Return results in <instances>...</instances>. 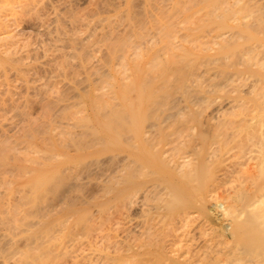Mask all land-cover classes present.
<instances>
[{"label":"bare ground","instance_id":"bare-ground-1","mask_svg":"<svg viewBox=\"0 0 264 264\" xmlns=\"http://www.w3.org/2000/svg\"><path fill=\"white\" fill-rule=\"evenodd\" d=\"M16 1L17 0H0V8H2V9L4 8L6 10H9V8H6V7L10 6L12 3L16 2ZM148 1L146 3L144 2L146 5L145 7L146 8L149 7L147 9L152 10L154 8L155 10H158L159 12L152 10L153 12H155L157 14L163 13L160 15H164L168 11V10L166 11V9H167L166 8V1L167 0H150L149 3H148ZM169 2L171 3V1H169ZM174 2L172 3L173 6L175 4ZM176 3H177V5L175 6L176 8H174V9L189 10V7L199 8V6H200L201 9H203V11H204V9L207 11V12L205 11L206 12V15H205V12L202 13V10L200 8L199 9H200V12L202 14H200L198 9H197V12L200 14L201 17L199 15H193V18L198 17V16L199 17L197 20L192 21V26H198V25L204 26V25H208V24H213L214 26H216L218 28V31H216V32H219V30L222 29V30H220L221 32L217 34V35L221 36L222 38L226 37V35H225L226 31L227 32L229 31V36L231 35L230 38H234V39L237 38V39H235V42H234V39H233V41L231 40L232 42H229L228 39L225 40V41H228L226 43H228L229 45L223 44L225 41H221L222 46L220 45V43H218V46H220L221 52L220 51L216 52L217 49L219 50V47L218 48L216 47V51L213 49L215 51V52L213 51V54L210 51H206L207 57H205V59L203 57L205 54L201 53L202 58L205 61V63L202 60L200 62V64L201 65L204 64V66H201V65L200 66L204 67L205 71H203L202 69H198V68L197 69L194 68V70H191V69H193V66L196 63V62L192 63V61L194 60V58H199V56H201V54H198V55L195 54V56H194L192 53L185 50L186 53H185V51H184V53L183 52L180 53V54H183V56L181 55L182 57L179 56V54H178V57L180 58V60L177 59V61H183L185 58H187L186 60L191 67L190 70L188 69L189 71L187 69H186L187 71L185 70L186 73L189 72L187 74H190L189 76L187 75L188 76L186 78L187 80L186 79L183 80L185 78L184 76H183L184 78L178 77V80L176 78L177 76L172 78V76H173L172 72L176 73V72H174L176 67L179 68V67L183 66L185 64L186 60L184 62H178V65H177L176 62L174 61V58H173L172 62H171L172 57H170V60H169V56L171 54L168 56L169 62H168L167 66H169V68L170 67L173 68V69L168 68L169 72H170L168 74L172 75V76L167 77V75H166L167 73L165 74L167 66L163 65L164 68L166 67V69H164L162 67V65H160V62H161V64L167 63V62H162V61L166 60L165 55L166 54L168 55V52L167 53L162 52V53H164V55H162L161 50L164 51L165 49L163 50L161 48V50H159L160 46H162L161 44L163 41H165V43H166L167 41L169 42L171 39H179V40L182 39V40H184V36L187 34V32H186L187 29L185 30V33H184L185 35L183 36V38H181L180 34H179L180 38H177V37H179V35L175 36V34H177V33H175V31L172 32L171 30L166 31L165 33H163L162 30H157V31H155V33L152 32L149 35L150 32L149 33L146 32V30H145L146 26L144 27V25L147 24L149 21L151 22V20L154 21V19L158 15L153 13L156 15V16L152 15V17L155 16L154 19H151L150 18L151 16H149V14L150 15L152 14L151 12L150 13L148 12L149 13L148 15L144 14L145 17L143 15H141L143 17H138L135 19H133V18L131 19L132 16L130 15L131 17L130 16L127 17V18L130 17V18L126 20V22L127 21L128 22L126 23V26H124L125 28H124L122 33L119 32V34H116V32L112 31V32H110V34L112 33L114 36L113 35H107V34H109V33H107L106 34L107 36L104 35L105 37H102L101 41L104 39L105 44H107V42L112 44V46H110V50H107L108 52H110V53H108V55L110 56V58L108 56V58H109L108 60H110V61H111L112 57H115V58H113L115 60H116V57L119 58V59L117 58L118 60H120V59L126 60V58L129 57V59H127V61H129V62L132 61V59L134 57L137 59L142 58V56L144 54L142 55V52H140V55H142V56H140L138 53L139 52L138 49H141L140 51H144L146 48H148L149 45H150L149 47H151V45L153 44L152 45L153 49L151 47V48L146 49V51H144V52H147V55H149V57H150L152 55L151 53H153V51L157 48L156 45L159 46L157 48L158 50L154 51V53H156L157 55L153 53L154 56L152 55L151 59H149L150 61L147 60L148 65L147 66H144L145 64L143 65L144 68L148 69V71L150 70L149 72L152 73V74L150 73L152 76L150 75L149 77H147L148 74L147 75L145 74L146 77H142L141 76L142 74H141V75H139L141 77L137 76V78L139 77L140 79L138 78V80H137L135 78V82H133V80H134L133 77L135 75L133 74L134 75L133 76L130 73H134V72H132L134 69L128 67L131 64V62H130V64L128 62V64H129L128 65V64H126L127 62L125 63V61L123 60L122 70L126 73H124L123 71L121 72L122 73L121 77L123 76V73H124V76L121 79L122 83H121V81H117V83H115V85L110 90H107L105 92V90L102 89L99 94H95L92 97L89 95V93H87L88 90L86 91V93L84 92L85 94H88V95H85L83 93V94H81V98H80V96L79 97L76 96L78 98V100L80 98V100L77 101L76 104H78L79 102L80 103L86 102L87 107L90 108L89 109L90 114H87V117L84 119V121H82V124L78 125V122L69 123V124H67L68 126L67 125L63 126V128L61 129L62 131H59V133H57V134L55 133L56 129L52 125V123H56L58 121H61L59 119L64 118V111L69 109L71 106L75 105V103H73V105L71 104L73 101L72 102L69 100L64 101V99H67V97L63 93H65L66 95H69V92H71V91H73V89H75L72 85H70V84H68L70 86L63 85L65 87L61 91V92H63L61 94L64 96L61 98L63 99L64 97H66L63 99L64 102H62V101L60 102L61 99H58V98L55 99V98H51V97H49L50 99L45 98V100H47L46 102L44 101V99L42 100V101H44L43 105H45V106H43L44 107L43 112L47 109L46 110L47 112L45 111V113L47 115V117H46L47 120H45L44 123H42L41 119L36 118V120H34L35 118H33V117H32L33 120L32 119L30 120L31 117H29V113H25V115L27 117H29V119L27 117H25L26 119H28V121H27L28 124H23L21 121H24V119H25L24 118L22 120V118L25 116V115H23L24 112H22L23 114L21 112H20V114L16 113V114H18L17 117L21 114L23 115V117L19 116L22 118H18L21 120L20 122L23 124V126L21 125V127H19L16 125L15 128H16L17 132L15 134L13 133V134L9 135V137H7V138H5L6 137L5 136L4 139L2 138L3 140L0 142V170H2V171L4 170L2 173H0V176H1L0 177V264H59V258L61 257V254L63 252L64 253L62 254V257L66 255L65 257L70 259L71 264H129L130 262H132L133 264H137L136 260L138 259L137 255H139L138 251L141 249L140 248V241L136 242V243H139L138 244L139 249L137 246H135V247H137L135 249H137L138 251L132 249L130 247V245H127V244H126L127 248H124L122 246V244L123 243L125 244V242L122 243L121 241L119 242L117 240V238L118 237L120 238V236H118V237L116 236L117 238H115V236H114V240H111V238H112V236H111L110 237L111 241L110 240L107 241L106 239H104V237L108 238L107 235L109 233L107 232V234L105 233V235H103L104 230L102 231L101 230L102 228L100 229L101 230V232H99L100 234H95L97 236H95L96 238L94 237L93 241L91 240V241L86 242L85 244L83 243L84 245L80 244L81 246H77L75 248H70L69 246H71V245L69 242H67V240L69 238L67 240H65V238L68 236L71 239V238H73L72 236L74 235L73 239L75 240L76 239L75 235L78 234L77 231L78 230L84 231L86 229V227H85V226H87L86 223L88 224L90 222V219L92 218L90 215H91V208L93 206H98V207L100 206V208L110 207L109 205H111L113 203L112 201L116 202L115 199L122 197V195L124 197L126 192H127L126 196H127V198H129V196H128L130 194V193L128 194L129 190L132 189L133 186L141 187V185H142V187H144L143 184H145L147 180H148V185L151 184V186H153L154 183L159 182L158 185H160V184L165 185L166 188H164L165 189L164 192H166L167 190L169 191V193H168L169 195H167V197L169 196L171 198L170 199L167 198V199H169V201H166L168 203L165 205L168 208L167 210H169V215L171 216V217H169V216L168 217L170 219H172L171 224L172 223L173 224L172 225L170 224L169 226L167 225L168 227L166 226L167 229L165 230V232L167 233V232H169V230H171V232H172V230H173V232H175L176 230H178L177 233H179L180 230L182 229V234L181 233L178 234L180 236L174 235L175 237L173 236L174 237L173 238V237H171L172 235H170V233H169V236H168V234L166 235V239H168L170 241L169 242L168 240H165L166 242L168 241V243H166V246L170 245V247L167 246L169 248V250L166 248L168 250V252H165L166 249L164 252H165V254L169 255L170 264H172V263L173 264H264V157L263 156L260 155V158L255 157L256 159L258 158V160H256L254 158L256 160L255 163H253L250 160L251 163L249 161V163H250L249 167L247 168V170L245 169V172H244V170L242 171L243 167L239 168L240 166H242V165H240V163L242 164V161L240 162V159H242V158H240L239 160L235 159L236 162H234V163L240 165L238 167H235V168L239 169L237 171V169L235 170V168H234L235 164L233 163L234 160L232 158L234 156H235L234 158H237L238 156L236 157V155L238 153H236V151H234L236 153V155H233V157H232L231 154L233 151H231V153L229 152L230 155L228 157H229V159H231L230 163H232V164H230L229 161H227V162L230 165L234 164L233 170L237 171V175H239L240 173L241 174L239 175L240 177H238L235 174L236 172L234 173L233 170H232V172L230 171L231 175L234 174L233 178L235 175L238 177V179H237V177L235 176L236 177L235 180H237V184L235 183L236 181H234V182L230 181V182H232V184L235 183L236 187L231 186V188H232L231 192L232 193H231V196H229V200L223 202L222 206H220L221 204H218L219 205L218 207H220L221 211H222L221 215L222 216L226 215V218H228L227 219V221H228L227 226L229 229V233H228V239L227 240H223V238H225L224 236H222L223 238H221L222 241H220L221 239L219 240L217 236H216L217 238L211 237L209 233L212 231L209 229L210 225H209V227H207L208 226L207 223H205V225H207L206 227L208 228L209 232L206 233V231H203L206 228L204 227V229H203V226H201V229L203 231L202 234L203 235L205 234V236L207 234V236H208V237L206 236L207 238H206V240H204V238H202L203 236L201 234H198L200 231H198V233H196L197 232L196 228L199 224V229H200V225H204L203 224L204 220H205V222L208 220L202 219L203 222L201 224L197 222L196 227H194V226L192 227V225L196 224L195 222L197 220H195V219H198V217L196 218L194 216L195 214L191 215V216H193V219L191 216H189L190 212L193 210L192 208H190L189 213L187 212L188 207H190L192 205L194 206V204H199L198 203L199 201H197V199H198V197L201 198V195H202L201 193L203 192L204 188L208 186L207 185L204 187V183L206 182L204 179H205L206 175L211 173L212 170L214 172V169L216 167L220 168L222 165H223V167H226L225 168L226 170L222 167L226 171V173L224 171V176L226 177L229 174V173H227V167L229 166V164H227V162L225 161V159L228 158V157H226L227 154H229L226 152L229 150H226V149H228V147H229L228 142L235 140V139H234V135L230 136L231 133H230V135L227 134L226 131L230 132L227 127H230V123H231V122H229L230 120H233V123H234L235 120L232 118H235V117L237 118L238 117L237 115L245 114L244 112L241 113L242 110H239L240 113L235 115V113H237V112H234V114H233V112L231 110H234L235 108L237 109V107L242 108V106H244L246 104L244 101H247L249 99L248 97H250L251 100L250 99L248 100V104H246V107L249 104H250V106H252L251 104L254 101L256 103L254 102L253 106L258 104V105H261L260 107H262L264 105V89H263L264 88L263 87V85H264V37H263L264 36V0H184V1L183 0H179V1L176 0ZM147 4H148V6H147ZM149 4L152 8H150ZM169 5H168L169 7H172L171 4H169ZM145 7H143V8H145ZM251 7H253L254 9ZM250 8L253 9V11L250 10ZM171 9H173V7ZM255 9H256V11H254ZM169 10H170V8H169ZM147 11H149V10H147ZM242 11L246 15L243 14ZM240 12L244 16L241 17V15H239ZM160 15L158 16L159 18L158 17L156 18L158 21L162 17V16L160 17ZM147 16H149L148 17L149 21H147L148 20L146 18ZM193 18L191 20H193ZM241 18L242 19L250 18V19L248 21L244 20V22H243ZM191 20H190V23H191ZM153 23H156V22H153ZM169 26L170 25H168V27ZM190 27L191 26H188V28H190ZM217 28H216V30H217ZM141 29H142V31L145 30L146 33L144 32L142 35ZM224 29L226 31H224ZM139 30H140V32H139ZM80 32H79V34H80ZM82 33H84V32H82ZM258 33H261L262 39L259 38L257 41L255 39L258 38V36H259ZM72 34L74 36L77 35V33L76 34L72 33ZM72 34L69 37L70 40L73 41L72 43H76V42L78 43V40L76 39V37L74 39V36L72 37ZM79 34H78V37H79ZM144 34H146V35H144ZM147 34L149 36H147ZM256 35H257V37H256ZM109 36H110V38H109ZM112 36H113V38H111ZM187 36L189 38V35H187ZM187 36H185V40L187 39L186 38ZM143 37H145V38H143ZM147 37H148V39H147ZM214 37H216V35ZM240 37H242V38L244 37L243 40ZM259 37H261V36H259ZM80 38H78V39L81 42L84 39V37H83V39L81 38L82 40H80ZM253 38L255 40L254 42L252 40ZM138 39H140V41ZM142 39H147V43L145 42V40L141 41ZM238 39H239V41L242 40L241 43L238 41ZM134 40H136V43H133V42H135ZM137 40H138V42H137ZM250 40H251V42H250ZM159 41L161 42V44ZM173 41H174V43H173ZM173 41H172V43L175 46L176 45L177 46L174 48L173 47L174 45L170 44V45H172L171 49L173 48L174 49V50L172 49L173 52L174 53L176 52L175 54L177 55V51H178V53L181 52V50L179 51V49H178V46H180V45L177 44L178 40L177 41L173 40ZM143 42L146 43L147 47L145 46V43H143ZM130 43L131 44L133 43L132 46L130 45L131 48H129ZM148 43H149V45H148ZM154 43H157V44H154ZM178 43H179V41H178ZM135 44H137V45L134 46ZM140 44H142L141 46H143V47L145 46L144 50H142L141 46H140V48H137ZM231 44H233V48H234V45L236 46V48H234V50L231 47ZM127 45H128V47H127ZM154 46H155V49H154ZM56 47H58V46H56ZM72 47H74V46H72ZM181 47L183 50L185 49V47H183V46H180V49H181ZM76 48H78L79 51H81L80 54L84 51L82 53L83 55L85 54V52L87 53L90 50L89 49L88 51H85L87 49L83 48L84 50L82 51V49L79 46H77V47L75 46V50H78ZM127 48L130 51L132 50V53H134V55L136 53L137 54L135 56H133V54H129L130 51H128L129 53H126L127 55L125 54L126 58L123 57L125 55L122 56V52H125L124 50H126ZM135 48L137 50L134 52L133 49H135ZM164 48H165V46H164ZM151 49H152V52H151ZM175 49H177V50L175 51ZM203 50L205 51L206 49H203ZM156 51L157 52L160 51L159 55H162V58L159 57V55ZM171 51H170V53H172ZM70 52L67 51V53H70ZM174 53H173V56H175ZM61 54H63L66 58L68 57L67 56L68 54L65 55V53L61 52L59 55L61 56ZM73 54H70L69 57L72 58ZM128 54L130 56H128ZM208 54H212V55H209L210 57H208ZM59 55H56L58 57V60H56V61H58V63H56V61H54L56 63V64H54V66L56 65L55 68L57 70L62 71V70H65L67 65L65 67L62 66L63 65L62 63H64V61H66V60H64L65 57H63V58L60 57L62 59L59 60ZM87 55H89V54L88 53L85 54V56H87ZM231 55L232 56L234 55L235 59L231 64H229L230 61L227 59H229V56H231ZM137 56H139V57H137ZM163 56H164V58H163ZM57 57H54L52 60L57 59ZM120 57H122V58H120ZM130 57H131V59H130ZM149 57L146 56V58H149ZM183 57H184V59L182 60ZM192 57H193V59H192ZM156 58H157V60H156ZM143 59H145V58H143ZM143 59H141V61ZM62 60H64V61H62ZM141 61L139 59L137 62H139L140 64H143L144 62H141ZM158 61H159V63H158ZM199 61H200V59H199ZM199 61H198V63H196V65L199 64ZM60 62H61V65H60ZM67 62L68 61H66L65 63L71 65V68L74 66L71 63H67ZM170 62L172 63V65H173V62L176 65L172 66ZM227 62H228V64H226ZM124 63H125V65H124ZM139 63L137 65H139ZM145 63H146V60H145ZM181 63L182 64L184 63V64L182 65ZM110 64L111 63H108V64L106 63V65L103 64L104 65L103 67L105 68V66H106L105 69L107 70V66H109V70H110V69H112V67H110ZM179 64H180V66H179ZM57 65H59L60 67L62 66L61 67L62 69H59V66L57 67ZM98 65H100V64L98 63ZM137 65L135 67H133L134 65H130V66L135 68L136 73H140L141 70L138 69L139 66H137ZM158 65L164 69V73L162 72L163 74H161L159 72V76L157 77L156 74L154 75V72L156 71V73H158V71L162 70V69L160 70L158 68ZM208 65L210 67H208ZM226 65H228V66H226ZM101 66H98L97 67L98 69L96 68V66L94 67V70H92L93 68L91 69L92 70V73H91L92 76L95 75L94 73L96 71L98 74L96 73L97 76H94V77H99V78H93L92 79L91 78L92 76L90 74V76H87V77H90L89 78L90 80L88 78H86V79H88L89 81L92 80L93 81L92 83H95L97 80L104 78L105 75L108 76L109 75L108 71H106ZM143 66L141 67V65H140L139 68H143ZM184 66H186V68L188 67L186 64ZM253 66H256L258 68H256L254 70ZM136 67H137V69H136ZM206 67H208V69ZM95 68H96V70H95ZM87 69H88V67L86 66V70ZM157 69H159V70H157ZM168 69H167V71H168ZM181 69H183V67H181ZM181 69L177 70V72L178 73H180L181 71L183 72L184 69L183 70H181ZM195 69H196V71L198 70L197 71L198 74H196L197 72H194ZM104 70L107 73L106 72L104 73ZM201 70L203 71L202 74H201V72H202ZM231 70H233V71H231ZM93 71H94V73H93ZM142 71H144V70L142 69ZM199 71H201V72L199 73ZM103 73H104V76H103ZM178 73H177V75H178ZM245 74H246V76H245ZM98 75H102V77L98 76ZM145 75H143V76H145ZM180 75H182V74L180 73ZM184 75H186L185 72H184ZM165 76L167 77V79H165L166 78ZM161 77L162 78L165 77L164 78L165 80L164 79L162 80ZM132 78H133V80L131 81ZM214 78H217V79L215 80ZM242 78H244L245 80L244 79L242 80ZM251 78H253V79H251ZM86 79L81 80V81L83 82V85L87 84L85 86V88L89 89V88H87L88 87V83H87L88 81ZM168 79L170 82L168 81ZM78 80L79 79L74 80V82L75 81L81 82L80 80L79 81ZM206 80H208V82ZM130 81L133 82V84L131 83L132 87L130 86L131 85ZM76 85H74V86H76ZM116 85H118V87L121 85V87H122L121 94H117L118 90L116 89L117 88ZM66 87H68V88L72 87L71 88L72 90L68 89ZM198 87H200V89ZM80 88H84V87L82 86ZM225 88H228V90H226L227 92H225ZM115 89H116L117 93L115 92ZM80 90H85V89H80ZM222 91H224L223 92L224 94L222 93ZM219 93L221 95L217 96ZM222 94L224 95L222 97L223 100L221 98H220V101H219V99L217 100V98L221 97ZM242 94H244V96ZM245 96H248V97H246L247 99L245 98ZM242 97H243V99H242ZM244 98H245V100H244ZM249 101H251V102H249ZM199 102L203 103V104L206 103L207 105L214 103L212 105L213 106L216 105V107H214V109H211V113L209 112L210 113L209 115H208V113L206 114V117L208 116L207 119L205 117L206 121H208V118L210 117L208 122L210 123V121L213 120L215 123H212L213 122L212 121L211 124H213V125L215 124L214 126H217V124H218L220 127V125L223 123L221 128H224L223 126L226 125L225 128L227 130L224 129V130H226L225 132H222L224 130H222V131L220 130L221 131V133H220L221 137L218 136L219 134L218 135L216 134V136L219 137V140H217L216 142L219 143V141H220V143L219 144L215 143L216 145L213 144V147L215 145L217 147L216 149H218L219 152L215 151L216 149L215 150L210 149L214 153L209 150V153H211L209 155L214 154V156H215V152H216V153H219L220 155H222V156L219 155L221 157V159H222V157L223 158L226 157L222 161H225V163H226L225 165H227V166H224V164H222L220 166V164L222 162L220 159H218L220 157H218L217 154L215 157L216 158L218 157L217 161L219 160L220 164L218 163L219 161L215 162V158H211L212 156L210 158L213 159V161L215 162V165H216V163H218L219 166H218V164H217V166L212 164L213 163V161H212V163L210 162V165H209V168H211V169H209L207 166L208 171L205 170L206 167H204V166L207 165L206 163H209V161H211L210 159H206L205 162L206 161H208V162L204 163L203 158H202L203 161L202 160L200 161L199 159H201V157L198 156L199 157L198 162L194 161L193 165H194V163L199 164L200 162H201V164L196 165V167H194V166L191 167L190 165L188 166L185 163V160L188 157V155H189L188 158H190L191 156H190V154L187 153L188 155L186 157V154H185L186 149L184 150L185 146H182V145H184V143L186 142V139H188V138H187V136H184V137H182V136L184 134H186L185 133L186 131H187L186 135H189L190 132H188L189 130L187 127H189V129H191L194 125L192 127H191V125H188L186 127L187 130L184 129L185 131L182 130L181 127H180V130H178V131L173 130V129H175L176 125H177L176 128L178 127V129H179L180 125L178 126V124L182 125V122H184L185 120L187 121V119L193 120V123H195V127L192 128V132H193V130L195 132L194 133L191 132V133L193 135L195 134L196 137H198L200 139V141L202 140L203 142H208L207 140H210V139H209V137H207V134L208 135L210 134V136H212L213 139L217 138L216 136L214 137V135H211V133H208L209 129L208 130L206 129L207 133L204 132L202 130L204 128H201L203 124L201 126L199 125V124H201L200 123L201 117L203 120L205 113H204V116H202V115L199 116V115L205 111L202 110L203 112L201 111L199 115H197L198 112H192L193 111L192 106L196 105V103H199ZM243 102H244V104H243ZM241 104H243V105H241ZM213 106H211V107H213ZM256 107L259 108L258 106H256ZM256 107L254 106V108H256ZM191 109H192V111H190ZM208 109H209V107H208ZM208 109H206V110H208ZM228 109H229V112H231L232 115H234L235 117H231V115H230L231 113L228 114L230 118H227V120H226L227 123H226L224 121V118L222 119V116L227 115V113L225 114V112H228L227 111ZM244 109H246V108H243V110ZM261 109L254 111V112H258V111L260 112L261 111L260 112L261 114L264 113V111L262 112V110L264 108L262 110ZM185 110H187V111L189 110L188 113H187V111L185 113ZM252 110H253V107H252L251 111ZM245 111L247 112V110H245ZM43 112H42V114H40L41 116H43ZM254 112H252V114H253L252 116H254L256 114ZM248 114H250V113L248 112ZM41 116H39L38 118H41ZM247 116H249V115H247ZM260 116H257V117H260ZM245 117H246V115H245ZM249 117H251V116H249ZM261 117H263V116H261ZM261 117H260V119H261ZM251 119H253V118H251ZM186 121H185V123H187ZM238 121L235 122L236 125H237ZM175 122L176 123L178 122V124H175ZM224 122H225V124H224ZM262 122H263V118H262L261 122L259 123V125ZM60 123L62 125L65 124L64 122L63 123L60 122ZM190 123H192V122H190ZM245 123L247 124L246 121H245ZM245 123H244V126H245ZM18 124H19V120H18ZM166 124H170V125H168V127H170L169 133L165 132L166 129H168V127H166V128L164 127V126H167ZM172 124L173 125L175 124V126L172 127L171 126ZM248 124H249V122H248ZM248 124H247V127H248ZM24 125H26V126H24ZM51 125H52V128L54 129L53 130L54 133L52 134V135H54V137L49 136L48 141L51 142L50 140H52V143H56L57 145L55 144V146L59 147L60 150L62 149L61 150L62 152L65 151L66 149H68L69 147H72V149L75 152L80 154L81 151L83 153L85 150L89 151L92 148L103 147L104 150L99 152L97 155L102 153L101 155L104 154V156L103 157L98 156L97 158L91 160L90 162L83 163L82 169H81V167H80L81 170L79 169V171H81L80 172L81 174L80 173L74 174L75 171L78 172V170H75V169H74L75 171L73 170L74 172L72 170L70 171V172H73L72 173L73 175H71V176H69L71 173L70 174L67 173V175H66V173H57L58 175L55 174V176H57L54 179L56 181V184L54 185V187L49 185L52 188V192L49 195V193H50L49 189L51 191V188L49 186H47L48 178H46L44 176V174H43L44 171L42 172V170L41 171L38 170L37 169L38 167L31 166V165L25 166L24 164L17 162V160H18V158H17L18 153L17 152L19 149H23L25 147H29V149L30 148L32 149L31 146L34 145V143H33L34 140H36L37 137L40 135H44V137H45V134H49L48 132L52 130ZM227 125H229V126H227ZM259 125L257 126L258 128H260ZM234 126H235V124H234ZM238 126L239 125H237V127ZM211 127H212V125H211ZM251 127L253 128L254 125ZM251 127H249V130L251 129ZM263 127H264V124H263ZM214 128L216 129V132H219V131H217L218 127H214ZM234 128H235V132H233L232 134L235 133L236 137H237L238 136L237 134L240 133V131H238L240 129V127L238 128V130L236 129V127H234ZM171 129L173 130L172 132L170 131ZM231 129L232 128H230V130ZM255 129L256 128L254 127L253 130H255ZM246 130H247V128H246ZM180 131H183L184 133L181 132L182 135L180 133L178 134V132H180ZM251 131H252V129H251ZM262 131H264V130H262ZM216 132L214 130V133H216ZM231 132H232V130H231ZM236 132H238V133H236ZM51 133L52 132H50V134ZM224 133H226L227 136L229 135L228 136L229 138L228 137L226 138V136L224 137V135H222ZM250 133H252V132H250ZM257 133H258V131H257ZM260 133H262V132L260 131ZM260 133H259V135H260ZM58 134H59L58 139H55L56 136H58ZM192 134H190V135L193 138H195V135L193 136ZM240 134H242V133H240ZM251 135L254 137L255 133H254V135L253 134H251ZM259 135L257 134V137ZM178 136L181 137V139H183V140L185 138V142L183 140L179 141V139L177 138ZM240 136L241 135H239V137ZM243 136H245V135H243ZM262 136H260V138L258 137V141H259V139H261ZM12 137H17V138L11 140ZM246 137H243V138H246ZM46 138H44V139H46ZM206 138H208V139H206ZM225 138H226V142H227V140H228V142L227 143L225 142V145H224ZM263 138H264V136H263ZM175 139H177V141H179L180 143H183V144L178 143V144H180V146L178 144L176 145L174 143V141H176ZM220 139H222L224 141H222ZM236 139L239 140V138H236ZM55 140L56 141L58 140V141L55 142ZM192 140H194V139H192ZM196 141H199V140L196 139ZM221 141L223 142V145H222ZM241 141L242 140H239L238 143L239 142L241 143ZM243 141H244V139H243ZM263 141L260 140V142H263ZM194 142H195V140H194ZM209 142H211V141H209ZM232 142H234V141H232ZM245 142L247 143V141H245ZM173 143L176 145V148L177 147L180 148L181 146L184 147L182 149L183 152L181 153V148L180 149L177 148L176 152L178 150H180V151L175 153V151H173L175 148ZM195 143H197V142H195ZM195 143H192V144H195ZM171 144H173V145L171 146ZM187 144H188V142H186V145ZM200 144H201V142H200ZM205 144L207 146V143H205ZM205 144H204V146H205ZM226 144H228V145H226ZM249 144H250V142H249ZM195 145L193 147L198 148L197 144H195ZM209 145H210V143L208 144V146ZM211 145H212V143H211ZM217 145H221L223 148H224V146H228V147L224 148L226 150V152L223 151L226 154H221L223 152L219 150V147ZM231 145L235 146L233 143ZM242 145H243V143H242ZM247 145H248V143H247ZM34 146L37 147L36 144ZM51 146L54 148V146L52 144H51ZM166 146L167 147L169 146V148H165L166 149L165 150L164 147H166ZM200 146H201V148H198L200 150H197L195 148L197 151H199L198 152L199 155H200L201 149L204 151L205 148H206V151H204V152L208 153L207 152V150L209 149L208 147L205 146V148H203V144ZM240 146L241 145H239V147L237 146L236 148L242 149L241 153H243L244 147H240ZM250 146H252V145H250ZM253 146H255V145H253ZM253 146H252V148H253ZM41 147H38V148L34 147V148H35V150H38V151L42 150L41 152L43 154L47 153L46 154V156H48L47 159L48 158L49 159L56 158V156L59 153V152H57V153L56 152H49L47 150V148H44V147L41 148ZM213 147H210V148H213ZM187 148L189 149V147H187ZM55 149H57V148H54V150ZM167 149H169V150H167ZM220 149H222V148L220 147ZM231 149H235V148H231ZM240 149H239V152H240ZM245 149H246V146H245ZM251 150H253V149H251ZM88 151H85V152H88ZM170 151H173V153L176 154V155L173 154V156L177 157V154H178L179 160L176 162L177 163L180 162V164L177 165L175 160L174 161L172 160L173 161V162H171V164L173 163L172 166L173 165H176V166L170 167L171 164H169V162H168V161H170V159H168L169 156L166 157L167 155H169ZM189 151H191V150L189 149L188 152ZM195 151H194V153L196 155H198L197 151L196 152ZM191 152H193V150ZM254 152H255V150H254ZM241 153H239V155H241ZM165 154H166V156H165ZM170 154L172 155V153H170ZM183 154H185V156H182ZM247 154H248V156L250 155L249 150H248ZM261 154H263V153H261ZM59 155H60V153H59ZM196 155H194V156L196 157ZM205 155H207V154H205ZM209 155H207L208 157L207 156L206 157L209 158ZM255 155H257V154H255ZM255 155H253V157ZM242 156L243 155H241V157ZM251 157H252V153H251ZM251 157H249V158L246 157V158L248 160V159H251ZM167 159H168V161H167ZM191 159H187L186 161L189 163H192ZM192 160H194V159H192ZM196 160H197V158H196ZM238 161H239V163H238ZM167 162H168L169 166L167 165ZM185 164H186V166H185ZM202 164H205V165L203 166ZM211 165L215 166V167H213L214 169L212 168ZM148 166L152 167L154 170L150 167H149L150 168L149 169ZM183 166H185L186 169H184L185 167H183ZM187 166L190 168H188ZM82 172L84 174L86 172L87 175H91V176H88L89 178L95 176L97 179L98 178L101 179V177H102L101 180L98 179L99 180L98 182H100V183L95 181V182H97L96 185H94L96 188V190L94 191L95 194H92L91 196H89V194H86V192H85L87 187H86V183L83 179L87 178V177L85 176L86 174L84 175ZM147 172L150 173L151 175L145 174ZM206 172H209V173L207 174ZM5 173H6V176L8 175V173H10L11 176L6 177ZM29 173H31V176L25 177ZM32 173L33 174L37 173L38 175L36 176V175H33ZM222 173L219 172V174H222ZM92 174H94V175H92ZM81 175L84 178H82ZM217 175H218V172H217ZM231 175H229V176H231ZM32 176H35V177H32ZM221 176H219V177H221ZM95 177H93V179ZM208 177L210 178V176H208ZM150 178L154 181V183H151V182H153V181H151L149 184ZM215 178H217V177H215ZM227 178L230 179V177H228V176L226 177V180L229 183L228 185H226V187L230 186V182ZM212 180L213 179L210 178V181H208V182L213 184ZM216 181L217 180H215V184H217ZM208 182H206L205 184H207ZM226 182L224 180V183H226ZM219 183L221 184V182L218 181L217 185H219ZM155 185L157 187V184H155ZM222 185H224V184L222 183ZM151 186H147V187L151 188ZM210 186H212V185H210ZM213 186L215 187L214 184H213ZM156 187H154V188H156ZM161 187L163 188L162 185L159 188L161 189ZM217 187H218L217 189H219V187H220V191L222 190L221 188H223V186L221 187V185H219ZM233 187H234V189H233ZM148 188H147V191H148ZM207 188L210 189L209 186ZM231 188H229V189H231ZM134 189H135V187H133L132 190H134ZM145 189L143 190V192H145L146 194L142 193L143 194L142 197H144V195H145V197L147 198V196H150V194L149 193L147 194V191H145ZM211 189H212L211 191L208 190L209 192L207 191V189L205 191H207L210 195L212 193V191L214 190L215 193L213 192L212 196L216 197L217 196L216 192L218 190L213 189V187ZM229 189L227 188V190H229ZM137 190L138 191H136V194L141 189L138 188ZM151 190L153 191V188H151ZM131 192H132V194L134 193L133 195H135V192H133V191H131ZM148 192H150V190ZM167 192H166V194H167ZM150 193H152V192H150ZM208 193H207V195H208ZM132 194H131V198L134 199L133 198L134 196H132ZM154 194H155V192H154ZM209 195H208V197L205 196V198H207L206 202H208L207 200L209 198ZM212 196L210 195V197H212ZM155 197H156V195H155ZM215 197H213V202H216V201H214ZM218 197H220V195ZM225 197H228V196H225ZM200 198H199V200H200ZM120 199H122V198H120ZM138 199H140V198H138ZM147 199L149 201V197ZM155 199H157V198H155ZM144 200L146 202H148L146 199H144ZM202 200H201V202H202ZM134 201H136V199ZM134 201H133V203H135ZM218 201L221 202L220 200H217V202ZM136 203H137V201H136ZM145 205L146 204H144V207H145ZM119 206L120 205H118V207ZM129 206H131V204ZM215 206H217V204ZM202 207H204V206H202ZM202 207H200V208H202ZM207 207L208 208L205 207V209L202 208L203 211L204 210L208 211L209 206H207ZM105 208L102 209L103 212L105 211ZM141 208H142V206H141ZM106 210H108V209H106ZM164 211H165V209H164ZM188 211H189V209H188ZM209 211H210V209H209ZM109 212H110V210H109ZM196 212H198V211H196ZM223 212H224V214H223ZM122 213H123V215H122ZM124 213L125 212L123 211V212H121L122 216L119 215V217H118L119 221H120V219L121 220L125 219L126 215ZM164 214L168 215V213H164ZM191 214H192V212H191ZM217 214H218V212H217ZM174 215L178 216L177 220L179 222H176L177 221L175 219V218H177L176 216L174 218L176 224H175V222H173ZM123 216H124V218H123ZM89 217H91V218H89ZM126 217L127 218L124 221L127 222V226L133 225L134 220L129 218L128 216H126ZM166 217L167 216H165V219H166ZM106 218H108V216ZM109 218H111V217L109 216ZM150 218L151 217L149 216V219ZM87 219H89L88 222H86ZM190 219L194 224L193 223L191 224ZM194 220H195V222H194ZM119 221L116 223L117 224L123 223L122 221L121 222H119ZM67 222L68 223L70 222L72 225L70 223L68 224ZM101 222L104 223V219ZM125 222L123 224H126ZM145 222H147L149 224L150 228L153 226V225L152 226L150 225V222L152 223V218H151L150 222H148V221H145ZM177 223H178V225H177ZM66 224H68L67 225L68 228H67ZM225 224H226V222H225ZM73 225H76L75 228L78 226L77 227L78 230H77V228L75 229L77 231H73L74 230V229H72ZM179 225H180V227H177ZM62 226H64V227H62ZM123 226H125V225H123ZM147 226H148L147 224H144V227H147ZM149 226L147 227L148 229H149ZM170 226H173L172 227L173 229H170L171 228ZM212 226H213V224H212ZM215 226H218V225L213 226L216 229ZM69 227L71 228L72 231L71 230L70 231H71V233H73V235H69ZM80 227H81V229H80ZM82 227H84V229ZM144 227H142V229ZM174 227H175V230H174ZM213 227H210V228L212 229ZM62 228L68 229L67 231H65V230L62 231L65 233L64 237H61V239L64 238L63 240H65V242L62 240L64 245L62 242L60 243L61 240L58 237L59 236L58 234L60 233L59 230L60 229L62 230ZM153 228H154V226H153ZM176 228H179V229H176ZM87 229H88V227H87ZM124 229H126V228H123V233L125 234L126 231ZM148 229L147 230H145V228L143 229L145 231V234L149 233V231H152L155 233V231H154L155 228L152 230L149 229V231H148ZM98 230H99V228H98ZM127 230H128V228H127ZM197 230H198V228H197ZM224 230L226 231L225 228H224ZM224 230H221V231L224 232ZM131 231H127V232L131 233ZM194 231H196L195 233L197 235H199V236H196L198 239V240L197 239L195 240L196 242L194 241V239H195L194 237L196 235L194 233ZM95 233H97V232H95ZM117 233H119V232L117 231ZM130 233H128V234L126 233V234L132 238ZM217 233H218V231L214 233V236ZM66 234H68V235H66ZM143 234H141V235H143ZM145 234H144V238L145 237H147V239L156 238V237H150V236H148V234L147 235H145ZM62 235H63V233H62ZM125 235H123V236L126 238ZM150 235L151 236H158V235H154V234H150ZM200 235L202 238L201 240H200ZM212 236H213V234H212ZM124 237H122L121 239H123ZM77 238H78V235H77ZM169 238H173V239L170 240ZM156 239H158V238H156ZM105 240L108 242V243H105L107 245H105V247L99 246L100 244L104 243ZM128 240L126 238L125 241H128ZM149 240H148V243H149L148 247L149 248H152V247H154L153 245H156V243H154L155 241L157 242V245H158L157 240H155L154 242H149ZM199 240L201 241L200 245H198ZM145 241L146 240H143L142 242H145ZM142 242H141V245H142L141 247H143V244H144V243L142 244ZM65 243H66V245H65ZM72 243H74V242H72ZM126 243H128V242H126ZM130 243H131V245L133 244V242H130ZM146 243H147V241H146ZM150 243H153V245L151 246ZM145 245H144V247L149 251V249L147 247L148 244H145ZM163 245H165V244H163ZM163 245L159 249H158V247L160 245H158V247H154V250L148 252V253H150V255H152V258H151V256L149 258L151 260L149 264H166L169 262V261L165 262L166 259H164V258H163L164 260L162 259L164 253L162 252L161 248L163 249L165 247ZM67 246L69 248H67ZM132 247L134 248V244L132 245ZM144 247H143V250L145 249ZM143 250L141 249V251H143ZM141 253H143V252H141ZM143 254H144V256L147 255V253H143ZM143 254H141L142 256L140 255L139 258L145 259ZM134 256L136 259L133 261L132 259ZM138 260H140V259H138ZM141 261H143V260H140V263L143 264ZM144 261L147 262L146 259Z\"/></svg>","mask_w":264,"mask_h":264},{"label":"rangeland","instance_id":"rangeland-1","mask_svg":"<svg viewBox=\"0 0 264 264\" xmlns=\"http://www.w3.org/2000/svg\"><path fill=\"white\" fill-rule=\"evenodd\" d=\"M148 0H17L16 2H14V3H12L10 6H7L6 8H9V10H6V9H2V8H0V142L4 139V137L5 138H7V137H9V135H11V134H15L16 132H17V130H16V128H15V126L17 125V126H19V127H21V125L23 126V124H28V119H29V117H31L30 118V120L32 119L33 120V118H35L34 120H36V118L37 119H41L42 120V123H44V121L45 120H47L46 119V117H47V115H46V113H45V111L47 110H45L44 112H43V106H45V105H43V102L45 101H47V100H45V98H49V97H51V98H58V99H61L60 100V102L62 101V102H64V101H66V100H69V101H73L71 104L73 105V103H75V105H73V106H71L69 109H67L66 111H64V118L63 119H59V120H61V121H58V122H56V123H52V125L55 127V129H56V134L57 133H59V131H62L61 129L63 128V126H65V125H67V124H69V123H74V122H78V125H80V124H82V121H84V119L87 117V114H90V111H89V109L90 108H88L87 107V103L85 102V103H83V102H79L78 104H76L77 103V101H79L80 100V98H81V94H83L84 92L86 93V91H87V93H89V95L92 97L93 95H95V94H99L100 93V91L103 89V90H105V92L107 91V90H110L114 85H115V83H117V81H121V79H122V77L124 76V73H126V72H124L123 70H122V67H123V65H122V63H123V60L125 61V63L126 64H128V62L129 61H127V59H129V57L128 56H130L129 54H133V56H135L134 55V53H132V50L130 51L128 48L126 49V50H124L125 52H122V56L123 55H125L126 53H129L128 51H130V53L128 54V58H126V55L125 56H123V57H125L126 58V60L125 59H120V60H118L119 58L118 57H116V60L115 59H113V58H115V57H112L111 58V61L110 60H108L109 58H110V56L108 55V53H110V52H108L107 50H110V46H112V44L111 43H108L107 42V44H105V41H104V39L101 41V39H102V37H105L104 35H106L107 33H109V34H107V35H113L112 33L110 34V32H116V34H119V32L120 33H122L123 32V30H124V26H126V23L128 22H126V20L127 19H129L131 16V19L133 18V19H135V18H138V17H145V15L147 14H149L150 12L152 13L151 15L149 14V16H151L150 18L151 19H154V17L156 16V15H160V14H163V13H160V14H157V13H155V12H153L152 10H155L154 8L151 10V9H147V8H149V7H145L146 5H145V3L147 2ZM169 1H171V3L169 2ZM167 0L166 1V13L164 14V15H160V20L158 21L156 18L158 17V16H156V18L154 19V21L153 20H151V22L149 21V16H147L146 18L148 19L147 21H149L147 24H145L144 25V27L146 26V28H145V30H146V32L147 33H149V35L152 33V32H154L155 33V31H157V30H162L163 31V33H165L166 31H168V30H171L172 32L173 31H175V33H177V34H175V36L176 35H181V38H183V36L185 35L184 33H185V30L187 29V34L185 35V36H187V35H189V38H188V36L186 37L187 39L185 40V36H184V40H182V39H171L172 41L173 40H178L179 41V43H178V41H177V44H179L180 46H183V47H185V49L183 50L182 49V47H181V49H180V46H178V49H179V51L181 50V52H179L178 53V51H177V55L173 52V50L171 49V46L172 45H170V44H173L174 43V41H173V43H172V41L170 42H166L165 43V41H163L162 42V44H161V42H160V44L163 46H160V49L159 50H161V48L164 50V51H162L161 50V53L162 52H168V55L166 54L165 56V59L166 60H163L162 62H167V63H165V64H161V62H160V65H162V67H163V65L164 66H167L168 65V62H169V60H170V57H172L171 59V62L173 61V58H174V61L176 62V64L178 65V62H184L187 58H185L184 59V57L182 58V60L183 61H177V59H179L180 60V58L178 57V54H179V56H183V54H180V53H184V51L185 50H187L188 52H190V53H192L194 56H195V54H201V53H204L205 55L207 54V52L206 51H210L212 54H213V51L215 50L216 51V47L218 48L219 47V50L217 49V51L216 52H218V51H220L221 49H220V46H218V43H220V45L222 44V42L221 41H225V40H227L228 39V41L229 42H232L233 41V39L234 38H230L231 37V35L229 36V31L227 32L225 29H224V31H226V37L225 38H222L221 36H219V35H217L218 33H220L221 31L220 30H222V29H220L219 30V32H216V31H218V28L216 27V26H214L213 24H208V25H204V26H200V25H198V26H192V21H195V20H197L198 19V17L200 16V14H202L203 12H205L206 10L204 9V11H203V9H201V7L199 6V8L202 10V13L200 12V9L199 8H195V7H189V10H182V9H174V8H176L175 6L177 5V3H176V0ZM175 1V2H174ZM177 1H179V0H177ZM184 1V0H183ZM145 2V3H144ZM150 2V0L148 1V3ZM175 3L174 4V6L172 5V3ZM168 3V4H167ZM169 4H171L172 5V7H173V9H171L172 7H169L170 5ZM169 5V6H168ZM147 6H148V4H147ZM149 6H150V4H149ZM168 6V7H167ZM143 7H145V8H143ZM150 8H152L151 6H150ZM169 8H170V10H169ZM191 8V9H190ZM251 8H253V7H251ZM250 8V10H252L253 11V9H251ZM197 9H198V11H199V13L197 12ZM147 10H149V11H147ZM151 10V11H150ZM249 10V9H248ZM249 10V11H250ZM147 11V12H146ZM155 11H158V10H155ZM245 11V10H244ZM247 11V10H246ZM251 11V12H252ZM254 11H256V9L254 10ZM145 12V13H144ZM149 12V13H148ZM159 12V11H158ZM161 12V11H160ZM163 12V11H162ZM165 12V11H164ZM207 12V11H206ZM206 12H205V15H206ZM153 13H155V14H153ZM197 13V14H196ZM242 13H243V11H242ZM249 13V12H248ZM145 14V15H144ZM243 14H245V13H243ZM131 15V16H130ZM141 15H143V16H141ZM152 15H155L154 17H152ZM193 15H199L198 17H194L193 18ZM239 15H241V17L242 16H244V15H242L241 14V12L239 13ZM246 15V14H245ZM128 16H130L129 18H127ZM204 16V15H203ZM202 16V17H203ZM201 17V16H200ZM205 17V16H204ZM203 17V18H204ZM145 18V19H146ZM159 18V17H158ZM193 18V20H191ZM242 19V18H241ZM250 18H245V19H242V21L244 22V20H246V21H248ZM190 20H191V23H190ZM158 21V22H157ZM153 22H156V23H153ZM125 24V25H124ZM190 24V25H189ZM168 25H170L169 27H168ZM188 26H191L190 28H188ZM216 28H217V30H216ZM115 29V30H114ZM145 30L144 31H142V29H141V31H142V35H143V33L145 32ZM228 30V29H227ZM235 30V29H234ZM74 31V32H73ZM81 31V32H80ZM79 32H80V34H79ZM82 32H84V33H82ZM87 32V33H86ZM139 32H140V30H139ZM145 32V33H146ZM209 32V33H208ZM72 33H77V35H73ZM71 34H72V37L74 36V39H75V37H76V39L78 40V43L76 42V43H72L73 41H71L70 40V36H71ZM78 34H79V37H78ZM115 34V33H114ZM259 34V36H261V37H259L258 36V38L257 39H255V40H257L258 41V39L259 38H261L262 39V35H261V33H258ZM86 35V36H85ZM106 35V36H107ZM144 35H146V34H144ZM148 34H147V36H149ZM180 35H179V37H177V38H180ZM216 35V37H214ZM84 37V39H83V37ZM114 36V35H113ZM113 36L111 37V38H113ZM117 36V35H116ZM219 36V37H218ZM71 37V38H72ZM83 39H81V38ZM86 37V38H85ZM256 37H257V35H256ZM264 37V36H263ZM59 38V39H58ZM69 38V39H68ZM78 38H80V40H82L81 42L79 41V39ZM109 38H110V36H109ZM115 38V37H114ZM143 38H145V37H143ZM217 38V39H216ZM219 38V39H218ZM240 38H242V37H240ZM239 38V39H240ZM244 38V37H243ZM243 38H242V40H243ZM135 39V38H134ZM147 39H148V37H147ZM147 39H142L141 41H144L145 40V42L147 43ZM235 39H237V38H235ZM235 39H234V42H235ZM239 39H238V41H239ZM55 40V41H54ZM70 40V41H69ZM73 40V39H72ZM112 40V39H111ZM139 41H140V39H138ZM138 40H137V42H138ZM232 40V41H231ZM241 40V41H242ZM253 40V42L255 41L254 40V38L252 39ZM133 41V40H132ZM135 42H133V43H136V40H134ZM175 41V42H176ZM228 41H225L223 44H227V45H229L228 43H226V42H228ZM237 41V42H238ZM241 41H239L240 43H241ZM249 41V40H248ZM75 42V41H74ZM104 42V43H103ZM145 42H143V43H145ZM158 42V41H157ZM250 42H251V40H250ZM132 43V44H133ZM142 43V42H141ZM146 43H145V46H146ZM150 43V42H149ZM149 43H148V45H149ZM132 44L130 43L129 44V48H131L130 47V45L132 46ZM151 44V43H150ZM154 44H157V43H154ZM137 44H135L134 46H136ZM142 44H140L137 48H140V46H141ZM153 45V44H152ZM152 45H151V47H152ZM174 45V44H173ZM56 46H58V47H56ZM72 46H74V47H72ZM75 46L77 47V46H79L81 49H82V51L84 50L83 48H86L87 50H85V51H88L89 49V51L87 52L89 55H87V56H85V54H87L86 52H85V54L83 55L82 53L84 52H82L81 54H80V52L81 51H79V49L78 48H76V49H78V50H75ZM82 46V47H81ZM145 46L143 47V46H141L142 47V50H144L145 49ZM150 46V45H149ZM148 46V48H151V47H149ZM164 46H165V48H164ZM177 46V45H176ZM175 45L173 46L174 48L176 47ZM222 46V45H221ZM127 47H128V45H127ZM147 47V46H146ZM156 47L158 48L159 46H157L156 45ZM170 47V48H169ZM231 47L233 48V44H231ZM74 48V49H73ZM148 48H146V49H148ZM155 49V46H154V49L155 50H158V49ZM222 48V47H221ZM234 48H236V46L234 45ZM234 48H233V50H234ZM80 49V50H81ZM146 49L144 50V51H146ZM152 49H153V47H152ZM152 49H151V52H152ZM172 51H171V50ZM203 49H206L205 51L203 50ZM209 49V50H208ZM214 49V50H213ZM134 50V52L137 50L136 48L135 49H133ZM141 49H138V53H139V55H140V52H142V55H140V56H142V58H139L140 59V61H141V59H143V58H145V59H143L141 62H144L143 64H140L139 62H137L139 59H137V58H133L132 59V61H130L131 62V64H130V62H129V64L130 65H134L133 67H135L138 63H139V65H137V66H139L140 67V65H141V67L144 65V66H147L148 64V62H147V60L148 61H150L149 59H151V57H152V55H153V53H154V51H153V53H151L152 55L149 57V55H147V52H144V51H140ZM167 50V51H166ZM177 49H175V51H176ZM183 50V51H182ZM67 51L68 52H70V53H67ZM91 51V52H90ZM170 51L172 52V53H170ZM214 51V52H215ZM61 52H63V53H65V55H67L68 57V59L63 55V54H61V56L59 55ZM144 52V53H143ZM150 52V51H149ZM157 52V51H156ZM160 52V51H159ZM159 52H157L158 53V55H159ZM221 52V51H220ZM74 53V54H73ZM91 53V54H90ZM121 53V52H120ZM160 53V54H161ZM173 53H174V55L175 56H173ZM185 53H186V51H185ZM70 54H73V57L71 58V57H69L70 56ZM154 54H156V53H154ZM171 54V55H170ZM212 54H208V57H210L209 55H212ZM217 54V53H216ZM56 55H59V60H61L63 57H65L64 58V60H66V61H68L67 63H71L72 65H76L75 67L73 66L72 68H71V65H69V64H66L65 62L66 61H64V60H62V61H64V63H62L63 65V67H65L66 65V68H65V70H57L56 68H55V66H54V64H56V63H58V61H56V60H58V57L56 56ZM82 55V56H81ZM157 55V54H156ZM162 55H164V53H162ZM162 55H159V57H161L162 58ZM170 55V56H169ZM203 56L204 57V59H205V57H207V55L206 56ZM108 56H109V58H108ZM146 56L147 57H149V58H146ZM154 56V55H153ZM168 56H169V60H168ZM181 56V57H182ZM54 57H57V59H54V60H52ZM60 57H62V58H60ZM137 57H139V56H137ZM118 58V59H117ZM120 58H122V57H120ZM163 58H164V56H163ZM231 58V59H230ZM113 59V60H112ZM130 59H131V57H130ZM192 59H193V57H192ZM199 59H200V61H199ZM234 59H235V57H234V55L232 56H229V59H227V60H229L230 61V63L229 64H231L233 61H234ZM145 60H146V63H145ZM156 60H157V58H156ZM160 60V59H159ZM203 60V58H202V54H201V56H199V58H194V60L192 61V63H198V61H199V64H197L196 65V63H195V65L193 66V69H191V70H194V68H198V69H202L203 71H205V68L204 67H201V66H204V64L203 65H201L200 64V62ZM226 60V61H227ZM54 61H56V63L54 62ZM61 61V62H62ZM204 61V60H203ZM225 61V62H226ZM228 61V62H229ZM61 62H60V65H61ZM108 64V63H111L110 64V67H112V69H110L109 70V66H107V70L105 69L106 68V66H105V68L103 67L104 65L103 64H105L106 65V63ZM170 62V63H171ZM187 62V60L185 61V64L188 66L187 68H186V66H184L182 63V65L183 66H181V67H183V69H181V67H176V69H175V71L174 72H176V73H173L172 72V74H173V76L172 75H169L168 73H170L169 72V69L170 68H172V67H170L169 68V66H167V69H168V71H167V69H166V67L164 68V69H166V72H165V74L167 75V77H171L172 76V78L173 77H175V76H177L176 78H177V80H178V77H183L182 79L183 80H185L190 74H187V73H189V72H187L186 73V71L189 69L190 70V65H189V63L187 64L186 63ZM228 62L226 63V64H228ZM98 63L100 64V65H98ZM125 63H124V65H125ZM158 63H159V61H158ZM169 63V64H170ZM204 63H205V61H204ZM128 64V65H129ZM174 62H173V65H176ZM102 65V66H101ZM128 66V67H130V68H132V69H134L135 70V68H133L132 66ZM171 65H172V63H171ZM170 65V66H171ZM172 65V66H173ZM201 65V66H200ZM59 65H57V67H58ZM61 66V67H62ZM86 66L88 67V69L86 70ZM96 66V68L98 67V66H101V67H103L106 71H108V73H109V75L108 76H106L105 75V77L104 78H102V79H99V80H97L95 83H92L93 81L91 80V81H89L90 79V77H87V76H90V74L92 73V70H94V67ZM144 66H143V68H139L138 67V69H140L141 71H140V73H136V70L134 71H132V72H134V73H130V74H134L132 77L134 78V80H133V78L131 79V81L133 80V82H135V78L138 80V78L139 77H146V75H147V77H149L152 73L151 72H149L148 71V69H146V68H144ZM179 66H180V64H179ZM196 66V67H195ZM198 66V67H197ZM213 66V65H212ZM226 66H228V65H226ZM230 66V65H229ZM60 66H59V69H62ZM68 67V68H67ZM84 67V68H83ZM161 66H159L158 65V68L161 70V71H158V73H156V71L154 72V75L156 74L157 75V77L159 76V72L161 73V74H163L164 73V69L162 68ZM208 67H210L209 65H208ZM208 67H206L207 69H208ZM254 67V70L256 69V68H258V67H256V66H253ZM93 68V69H92ZM96 68H95V70H96ZM242 68V67H241ZM64 69V68H63ZM92 69V70H91ZM98 69V68H97ZM102 69V68H101ZM136 69H137V67H136ZM142 69L144 70V71H142ZM146 69V70H145ZM159 69H157V70H159ZM173 69V68H172ZM179 69H181V70H183V72L181 71H179L182 75H180V73H178L177 72V70H179ZM187 69V70H186ZM196 69H195V71L194 72H197L196 71ZM104 70V73L106 72ZM130 70V69H129ZM186 70V71H185ZM188 70V71H189ZM201 70V71H202ZM118 71V72H117ZM124 72L123 73V76L121 77V75H122V73L121 72ZM201 71H199V73L201 72ZM203 71L201 72V74L203 73ZM231 71H233V70H231ZM90 72V73H89ZM117 72V73H116ZM128 72V71H127ZM138 72V71H137ZM149 72V73H148ZM163 72V73H162ZM184 72H185V74L186 75H184ZM193 72V73H194ZM229 72V71H228ZM93 73H94V71H93ZM96 71H95V75L94 76H97L96 75ZM104 73H103V76H104ZM107 73V72H106ZM129 73V72H128ZM127 73V74H128ZM151 73V74H150ZM177 73H178V75H177ZM98 74V73H97ZM142 74V75H141ZM146 74V75H145ZM160 74V75H161ZM176 74V75H175ZM196 74H198V72L196 73ZM139 75H141V76H139ZM143 75H145V76H143ZM169 75V76H168ZM188 75V76H187ZM200 75V74H199ZM204 75V74H203ZM91 76H92V74H91ZM94 76H92L91 78L93 79V78H99V77H94ZM98 76H101L102 77V75H98ZM137 76H139L138 78H137ZM152 76V75H151ZM162 76V75H161ZM164 76V75H163ZM202 76V75H201ZM245 76H246V74H245ZM244 76V77H245ZM166 77V76H165ZM165 77H161L162 78V80L165 78ZM167 77L165 78V79H167ZM86 78H88V79H86ZM218 78V77H217ZM217 78H214L215 80L217 79ZM77 79H79L80 81L81 80H84V79H86L85 81L88 83V87L87 88H89V89H86L85 88V86L87 85H83V82L81 81V82H77V81H75L74 82V80H77ZM140 79V78H139ZM160 79V78H159ZM164 79V80H165ZM244 78H242V80H243ZM250 79V78H249ZM251 79H253V78H251ZM78 80V81H79ZM172 80V79H171ZM187 80V79H186ZM245 80V79H244ZM84 81V82H85ZM124 81V80H123ZM130 81V84L132 83L133 84V82H131ZM168 81H169V79H168ZM207 82H208V80H206ZM92 84H91V83ZM170 82V81H169ZM238 82V81H237ZM236 82V83H237ZM244 82V81H243ZM75 83V84H74ZM78 83V84H77ZM121 83H122V81H121ZM68 84H70V85H72L75 89H73V91H71L72 89V87H66V88H68V89H71L70 91L71 92H69V95H66L65 93H63V92H61L62 90H63V88L67 85V86H70V85H68ZM76 85V86H74V85ZM132 84L130 85L131 87H132ZM63 85H65V86H63ZM84 87V88H80V87H82V86ZM90 85V86H89ZM122 85V84H121ZM121 85L118 87V85H116L117 86V90H118V93L116 92V89H115V92L117 93V94H121V92H122V87H121ZM169 85V84H168ZM263 87H264V85H263ZM262 87V88H263ZM65 88V89H66ZM78 88V89H77ZM91 88V89H90ZM199 89H200V87H198ZM80 89H85V90H80ZM264 89V88H263ZM226 90H228V88H225V92H227ZM69 91V90H68ZM66 92V91H65ZM224 91H222V93H223ZM61 93H63L66 97H67V99H64V98H66V97H64L63 99H64V101H63V99L61 98V97H63L64 95H62ZM84 93V94H85ZM221 93V92H220ZM218 94L217 96H220L221 94ZM246 93V92H245ZM258 93V92H257ZM224 94V93H223ZM222 94V96L221 97H218L217 98V100L219 99V101H220V98L222 99V97L224 96ZM85 95H88V94H85ZM228 95V94H227ZM226 95V96H227ZM243 96H244V94H242ZM247 95V94H246ZM55 96V97H54ZM79 97L80 96V98H79V100H78V98L77 97ZM225 96V97H226ZM60 97V98H59ZM224 97V98H225ZM246 97H248V96H245V98ZM69 98V99H68ZM245 98H244V100H245ZM249 99H250V97H248ZM44 99V101H42ZM50 99V98H49ZM242 99H243V97H242ZM247 99V98H246ZM248 99V100H249ZM42 102H41V101ZM223 100V99H222ZM248 100L247 101H244L246 104H248ZM251 100V99H250ZM254 100V99H253ZM244 102H243V104H244ZM249 102H251V101H249ZM255 102V101H254ZM254 102H252V106H250V104L246 107V104L244 105V106H242V108L240 109V108H238L237 107V109L235 110H231L232 112H233V114H234V112H237V113H235V115H237L238 113H240V111L239 110H242L241 111V113H245V114H241V115H237L238 117L236 118L234 115H232V113L231 112H229V109L227 110L228 112H225V114L227 113V115L225 116H222V119L224 118V121L226 122V120H227V118H230L229 117V115L228 114H230L231 115V117H235V118H232V119H234L235 121H234V123H233V120H228L229 122H231L230 123V127H227L228 128V130L230 131V132H228V131H226L227 129L225 128L226 127V125H224L223 127L224 128H221V126L223 125V123L220 125V127H219V125L217 124V126H214L213 124H211V122L213 121V120H211L210 121V123L208 122L209 121V118H208V121H206V119H207V117H206V114L208 113V115L211 113V109H214V107H216V105H212V104H214V103H212V104H209V105H207L206 103H196V105H194V106H192V109H193V111H192V109L190 110V111H192V112H198L197 113V115H199L200 114V112L202 111V110H204L205 112H203V113H201L199 116H204V113H205V116L203 117V120H202V117H201V120H200V123L201 124H199L200 126L202 125V127L201 128H204V129H202L204 132H206L207 133V131H206V129L209 131L208 133H211V135H214V137L216 136V134L218 135V136H220L221 137V131L222 130H224V129H226V130H224V131H222V132H227V134H229L230 135V133H231V135L230 136H232V135H234V139L235 140H232V141H234V142H232V141H230V142H228V140H227V142L229 143V145L228 144H226V145H228V146H224V148H226V147H228V149H226V150H229V151H227L226 152V150L221 146V145H217L218 147H219V150L220 151H225L226 153H231V151H236V153H238L237 155H236V153L234 152H232V157H233V155H236V157L238 156H240L239 158L237 157V158H232L234 161H233V163L234 162H236V160L235 159H240V158H242V159H240V162L242 161V164L240 163V165H242V166H240L239 164H236V163H234L235 164V166H234V164L233 165H230V164H232V163H230V161H231V159H229V155H230V153L229 154H227V156L226 157H228V158H226V157H222V159H221V157L220 156H222V155H220L219 153H216L215 152V156H216V154H217V156L218 157H220V158H218V159H220L221 160V164H220V161L218 162L217 161V158L214 156V154H212V155H209V154H211V153H209V150L210 149H212V150H215L217 147L215 146L218 142H216L217 140H219V137L218 136H216L217 138L215 139H213V137L212 136H210V134L208 135L207 134V137H209V139L210 140H207L208 142H203L202 140L200 141V139L198 138V137H196V135H195V138L197 139V140H199L200 142H201V144H200V142L199 141H196V139L195 138H193L190 134H192V133H194L195 131L193 130V132H192V128L193 127H195V123H193V120H188L187 119V123H185V121L184 122H182V125L181 124H178V122L176 123L175 122V124H178V126H179V129H178V127L176 128V126H175V124L173 125H171L172 127L173 126H175V129H173V130H180V127L182 128V130H187V128H188V132H190V134L189 135H186L187 134V131L185 132L186 134H184L182 137H184V136H187V138L188 139H186V142H188V144L186 145V142H185V138H184V140L183 139H181V137H177L178 139H179V141H184L185 143H184V145H182V146H185V148L184 147H180L181 148V153L183 152V148H184V150L186 151V157H187V155L188 154H190V158H188L189 157V155H188V157L186 158V160L187 159H194V160H192L191 159V162L192 163H189V162H187L186 160H185V163L189 166H194V167H196V165H200L201 164V162L199 163V164H196V163H194V165H193V162L194 161H197L198 162V156H200L201 157V159H199L200 161L202 160V158H203V160H204V163H206V162H208V161H206L205 162V160L206 159H210L211 161H209V163H206L207 165L206 166H204L205 164H202L204 167H206V169L205 170H207L208 168H209V165H210V162L212 163V161H213V159H211V158H215V162H218L219 164H220V166L222 165V164H224V166H227V165H225L226 163H225V161L227 162V161H229V163L227 162V164H229V166L227 167V173H229L227 176L228 177H230V179L229 178H227L228 180H229V182L230 181H236L235 183L237 184V180H235V178L238 176V177H240L239 175L241 174H239V175H237V171L239 170V169H237V168H235V167H238V166H240L239 168H241V167H243V169H242V171L244 170V172H245V169L247 170V168L249 167V164L251 163V161L253 162V163H255L256 162V160H258V158L256 159L255 157H259L260 158V155L261 156H263L264 157V138H263V136H264V131H262V130H264V127H263V122H264V113H260L259 111L258 112H254V111H257V110H259V109H263L264 107V105L262 106V107H260L261 105H254L255 107L256 106H258L259 108H254V106H253V104H254ZM256 103V102H255ZM46 104V103H45ZM243 104H241V105H243ZM211 106H213V107H211ZM250 106V107H249ZM207 107V108H206ZM208 107H209V109H208ZM250 109H249V108ZM252 107H253V110L251 111V109H252ZM47 108V107H46ZM208 109V110H206V109ZM243 108H246V109H244L243 110ZM261 109V110H262ZM245 110H247V112L245 111ZM186 111L187 110H185V113H186ZM189 111V110H188ZM188 111H187V113H188ZM251 111V112H250ZM264 111V109L262 110V112ZM20 112L22 113V112H24V114L23 115H25V113H29V117H27L26 115L23 117V115L21 114V115H19V116H22V117H17V115L18 114H16V113H19L20 114ZM42 112H43V116H41L40 114H42ZM47 112V111H46ZM210 112V113H209ZM248 112L250 113V114H248ZM252 112H254V113H256L254 116H252L253 114H252ZM259 113V114H258ZM16 114V115H15ZM245 115H246V117H245ZM247 115H249V116H251V117H249V116H247ZM263 116V117H261V116ZM17 118H16V117ZM39 116H41V118H38ZM244 116V117H243ZM257 116H260L261 117V119H260V117H257ZM25 117H27L28 119H26ZM33 117V118H32ZM205 117H206V119H205ZM226 117V118H225ZM248 117V118H247ZM18 118H22V120L24 119V121H21L20 119H18ZM251 118H253V119H251ZM262 118H263V124L261 123L260 125H259V123L261 122V120H262ZM14 119V120H13ZM200 119V118H199ZM237 119V120H236ZM246 119V120H245ZM260 119V120H259ZM18 120H19V124H18ZM239 120V121H238ZM249 120V121H248ZM23 123H21V122ZM182 121V120H181ZM180 121V122H181ZM238 121V123H237V125H239L238 127H237V125H236V123L235 122H237ZM245 121L247 122V124H248V122H249V124H248V127H247V124L245 123ZM255 121V122H254ZM60 122H64L65 124H61ZM190 122H192V123H190ZM203 122V123H202ZM225 122H224V124H225ZM240 122V123H239ZM253 122V123H252ZM184 123V124H183ZM212 123H215L214 121L212 122ZM227 123V122H226ZM244 123H245V126H244ZM252 123V124H251ZM212 125V127H211V125ZM220 124V123H219ZM234 124H235V126H234ZM52 125H51V131H49L48 133L50 134V132H52L50 135L49 134H45V137H44V135H40V136H38L37 137V139L36 140H34V145L36 144L37 145V147L36 146H34V145H32L31 147H32V149L30 148L29 149V147H25V148H23V149H19L18 150V154H17V158H18V160H17V162H20V163H22V164H24L25 166L26 165H31V166H35V167H38L37 169L38 170H42V172H43V174H44V176L46 177V178H48V180H47V186H52V187H54V185L56 184V181L54 180L55 179V177H57V176H55V174L56 175H58L57 173H66V175H67V173H71L69 176H71V175H73L72 173L75 171V170H78V172H76L75 171V173L74 174H78V173H80L81 171H79V169H80V167H81V169H82V164L83 163H86V162H90L91 160H93V159H95V158H97L98 156L99 157H103L104 156V154L103 155H101L102 153H100L99 155H97L99 152H101V151H103L104 150V148L103 147H96V148H92V149H90L89 151L88 150H85V151H88V152H83L82 153V151L80 152V154L79 153H77V152H75L73 149H72V147H69L68 149H66L65 151H61L60 150V148L59 147H56L55 146V144L56 143H52V140H50L51 142H49L48 140H49V136H52V137H54V135H52L54 132H53V128H52ZM56 125V126H55ZM71 125V124H70ZM167 126H164L165 128L166 127H168V125H170V124H166ZM188 125H191V129H189V127H187ZM254 125V127L256 128L255 130H253L254 129V127L252 128L251 126H253ZM259 125V127L260 128H258L257 126ZM24 126H26V125H24ZM68 126V125H67ZM199 126V127H200ZM227 126H229V125H227ZM171 127V128H172ZM187 127V128H186ZM211 127V128H210ZM214 127H218L217 129V131H219V132H216V129L214 128ZM234 127H236V129L238 130V128L240 127V129L238 130V131H240V133H242V134H240V133H238V132H236V133H238L237 135V137H236V134L234 133V134H232L233 132H235V128ZM249 127H251V129H252V131H251V129L249 130ZM15 128V129H14ZM169 128L170 127H168V129H166V131L165 132H168L169 133ZM230 128H232L231 130H232V132H231V130H230ZM246 128H247V130H246ZM258 128V129H257ZM195 129V128H194ZM262 129V130H261ZM16 130V131H15ZM168 130V131H167ZM172 129L170 130L171 132L173 131ZM184 130V131H185ZM214 130H215V132L216 133H214ZM221 130V131H220ZM258 131V133H257V131ZM211 131V132H210ZM252 132V133H250V132ZM254 131V132H253ZM260 131L262 132V133H260ZM181 132H183V131H180V132H178V134L180 133L181 134ZM192 132V133H191ZM184 133V132H183ZM213 133V134H212ZM254 133H255V136L253 137L251 134H253L254 135ZM259 133H260V135H259ZM257 134L259 135L258 137L260 138V136H262L261 137V139H259V141H258V137H257ZM8 135V136H7ZM47 135V136H46ZM182 135V134H181ZM193 135V134H192ZM193 135V136H194ZM222 135H224V137L226 136V138L229 136H227L226 135V133H224V134H222ZM239 135H241L240 137H239ZM243 135H245V136H243ZM246 137V138H243V137ZM48 139H47V138ZM58 137H59V134H58V136H56V138L55 139H58ZM3 138V139H2ZM15 138H17V137H12L11 138V140L12 139H15ZM44 138H46V139H44ZM175 138V137H174ZM173 138V139H174ZM223 138V137H222ZM226 138H225V141L224 140H222V139H220V140H222V141H224V145H225V142H226ZM229 138V137H228ZM231 138V137H230ZM236 138H239V140H242L241 141V143L239 142L238 143V141L239 140H237ZM257 138V139H256ZM171 139V138H170ZM181 139V140H180ZM192 139H194L195 140V142H197V143H195L194 142V140H192ZM206 139H208V138H206ZM233 139V138H232ZM243 139H244V141H243ZM246 139V140H245ZM176 141H177V139H175ZM188 140V141H187ZM190 140V141H189ZM249 140V141H248ZM260 140H262L263 142H260ZM54 141V140H53ZM58 141V140H57ZM56 140H55V142H57ZM174 141V143L177 145L178 143H180L179 141ZM209 141H211V142H209ZM221 141V142H222ZM245 141H247V143H248V145H247V143L245 142ZM203 142V143H202ZM214 142V143H213ZM226 142V143H227ZM245 142V143H244ZM249 142H250V144H249ZM54 146V148H57V149H55L54 150V148L51 146V144ZM173 143V144H174ZM192 143H195V144H197V146H198V148H201V146L200 145H202L203 144V148H205V146H206V144L205 143H207V146L206 147H208L209 149L207 150V152L208 153H205L204 151H206V148H205V150L203 151L202 149H201V151H200V155H199V151H197V150H200V149H198V148H194L193 146L195 145V144H192ZM210 143V145L208 146V144ZM211 143H212V145H211ZM216 143V144H215ZM219 143H220V141H219ZM218 143V144H219ZM233 143L235 146H233V145H231V144ZM242 143H243V145H242ZM252 143V144H251ZM59 144V143H58ZM173 144H171V146L173 145ZM174 144V146H175V148H174V150L173 151H175V153H177V152H179L180 150H178L177 152H176V150H177V148H179V147H177L176 148V145ZM180 144H183V143H180ZM180 144H178L179 146H180ZM200 144V145H199ZM204 144H205V146H204ZM213 144H215L214 145V147H213ZM246 144V145H245ZM57 145V144H56ZM170 145V144H169ZM222 145H223V142H222ZM239 145H241L240 147H244L243 148V153H241L242 152V149H240V152H239V149H237L236 147L238 146L239 147ZM250 145H255V146H253V148H252V146H250ZM38 148V147H41V148H47V150L49 151V152H59L60 153V155H59V153H58V155L56 156V158H51V159H47V157L48 156H46V154L47 153H42L41 151H38V150H35V148ZM196 146V145H195ZM200 146V147H199ZM231 146V147H230ZM245 146H246V149H245ZM187 147H189V149L192 151L193 150V152H191V151H189L188 152V148ZM210 147H213V148H210ZM220 147L223 149H220ZM249 147V148H248ZM59 148V149H58ZM165 148H169V146L167 147H164V149ZM179 148V149H180ZM230 148V149H229ZM231 148H235V149H231ZM34 149V150H33ZM249 150V156H248V150ZM251 149H253V150H251ZM166 150V149H165ZM167 150H169V149H167ZM197 151V154L198 155H196L195 153H194V151ZM238 150V151H237ZM254 150H255V152H254ZM173 151H170L169 152V155H167L166 156V154H165V156L166 157H168L169 156V158L168 159H170V161H168V159H167V161L169 162V164H171V162H173L174 160H175V162L176 161H178L179 160V156H178V154H177V157L176 156H173V154H175V153H173ZM184 151V152H185ZM195 151V152H196ZM211 151V150H210ZM215 151H218V149H216ZM246 151V152H245ZM211 152H213V151H211ZM219 152V151H218ZM225 152H223V153H221V154H226ZM257 152V153H256ZM104 153V152H103ZM170 153H172V155L170 154ZM180 153V154H181ZM188 153V154H187ZM214 153V152H213ZM239 153H241V155H243L242 157H241V155H239ZM251 153H252V157H253V155H255V154H257V155H255L253 158L251 157ZM254 153V154H253ZM261 153H263V154H261ZM122 154V153H121ZM168 154V153H167ZM185 154H183L182 156H185ZM205 154H207V155H209V158H207L208 156L207 155H205ZM247 156H246V155ZM176 155V154H175ZM194 155H196V157L194 156ZM220 155V156H219ZM207 156V157H206ZM212 156V157H211ZM214 156V157H213ZM23 157V158H22ZM46 157V158H45ZM211 157V158H210ZM245 157V158H244ZM249 158V157H251V159H248L247 160V158ZM196 158H197V160H196ZM227 160H226V159ZM244 158V159H243ZM256 160H255V159ZM20 159V160H19ZM223 159H225V161H222ZM173 160V161H172ZM202 160V161H203ZM247 162H246V161ZM251 160V161H250ZM189 161V160H188ZM249 161H250V163H249ZM168 162H167V165L169 166V164H168ZM215 162L213 161V163L212 164H214L215 165ZM245 162V163H244ZM177 163V162H176ZM189 163V164H188ZM218 163H216V165L215 166H217V164ZM238 163H239V161H238ZM173 164V163H172ZM172 164L170 165V167L172 166ZM178 164H180V162L179 163H177V165ZM186 164H185V166H186ZM219 164H218V166H219ZM247 166H246V165ZM237 165V166H236ZM173 166H176V165H173ZM172 166V167H173ZM185 166H183V167H185ZM187 166V167H188ZM207 166H208V168H207ZM212 166V168L213 167H215V166H213V165H211ZM210 166V167H211ZM232 166V167H231ZM233 166H234V168H235V170L237 169V171H235V170H233ZM150 166H148V168H149ZM223 165L219 168V167H216L215 169H214V172L216 173H214L213 172V170L211 171V173H209V172H206L208 175H206L205 176V181L206 182H208V181H210V178H212L213 180V184L215 185V187L213 186V184H211V183H207V184H205L204 183V187L205 186H209L210 187V189H208L207 187H205L204 188V190H203V192L201 193L202 195H201V198L200 197H198V199H197V201H199L198 203L199 204H194V206L192 205V206H190V207H188L187 208V212L189 213L190 212V208H192L193 210L191 211L192 212V214H191V212H190V214H189V216H191V215H193V214H195L194 216L197 218L198 217V219H195V220H197L196 222H195V220H194V222L196 223V224H194L192 221H191V219H190V221H191V224L193 223L194 225H192V227L194 226V227H196V225H197V222L198 223H202L203 222V220L204 219H206V220H208V221H206L205 222V220H204V225H200V229H199V224H198V226H197V228H198V230H197V228H196V231H194V233L196 232V233H198V231H200L198 234H201L203 237L202 238H204V240H206V238L208 237L207 236V234H206V236H205V234L203 235L202 233H203V231H206V233L207 232H209L208 231V228L207 227H209V225H210V227H213L214 225H218V226H215L216 227V229L213 227L212 229L209 227V229L212 231V232H210L209 234H210V236L211 237H218V239L220 240L221 238H223L222 236H224L225 238H223V240H227L228 239V233H229V229H228V226H227V223H228V221H227V219L228 218H226V215L225 216H222L221 215V213H222V211H221V208L220 207H218L219 205L218 204H221L220 206H222V203L223 202H225V201H227V200H229V196H231V191H232V188H231V186H235L236 187V184L234 185V184H232V182H230V186H228V187H226V185H228L229 183H228V181L226 180V177L224 176V171L226 170L225 168L226 167H223ZM150 168H152V167H150ZM149 168V169H150ZM188 168H190V167H188ZM219 168V169H218ZM232 168V169H231ZM75 169V170H74ZM80 169V170H81ZM153 169V168H152ZM151 169V170H152ZM184 169H186V167L184 168ZM209 169H211V168H209ZM217 169V170H216ZM229 169V170H228ZM73 171V172H70V171ZM154 170V169H153ZM216 170V171H215ZM220 170V171H219ZM232 170L234 171V173L237 175H235L234 176V178H233V175L234 174H232L231 175V173H230V171L232 172ZM1 172L0 173H2L3 171L2 170H0ZM64 171V172H63ZM66 171V172H65ZM208 171V170H207ZM217 172H218V175L219 176H221V177H219L218 175H217ZM219 172L220 173H222V174H219ZM83 173V172H82ZM225 173H226V171H225ZM15 174V173H14ZM33 174V173H32ZM81 174V173H80ZM84 174V173H83ZM82 174V175H83ZM86 174V175H85ZM85 176L87 177V178H84V177H82V175H81V177L82 178H84L83 180L85 181V183H86V187H87V189L85 190V192H86V194H89V196H91L92 194H95L94 193V191L96 190V188H95V186L94 185H96V183L99 181L98 179H100V178H96L95 176H93V177H95L94 179H93V177H91V178H89L88 176H91V175H87V173L85 172ZM145 174H149V175H151L150 173H145ZM17 175V174H16ZM33 175H38L37 173H34ZM65 175V174H64ZM92 175H94V174H92ZM96 175V174H95ZM229 175H231V176H229ZM4 176V175H3ZM5 176H6V173H5ZM7 176H11V174L10 173H8V175ZM6 176V177H7ZM28 176H31V173H29V174H27L25 177H28ZM208 176H210V178L208 177ZM1 177V176H0ZM32 177H35V176H32ZM67 177V176H66ZM98 177V176H97ZM153 177V176H152ZM151 177V178H152ZM215 177H217V178H215ZM238 177H237V179H238ZM12 178V177H11ZM150 178V181H149V184H150V182L151 181H153L152 179ZM207 178V179H206ZM232 178V179H231ZM101 179H102V177H101ZM100 179V180H101ZM217 180L216 181V183L218 184V181L219 182H221V184L219 183V185H221V187L223 186V188H221L222 190L220 191V187H219V189H217L218 187L217 186H219V185H217V184H215V180ZM221 180V181H220ZM224 180H225V182L226 183H224ZM95 181H97V182H95ZM98 183H100V182H98ZM147 183V184H146ZM146 185L145 184H143V186L144 187H142V185H141V187H136V186H133V187H135V189L134 190H132L133 189V187H132V189H130L131 191H133V192H135V195H133L132 194V192L129 190V192H128V196H129V198H127V196H126V194H127V192H126V194L124 195V197H123V195H122V197H119V198H116L115 200H116V202L115 201H112L111 203V205H109L110 207H102V208H100V206L98 207V206H93L92 208H91V217H89V218H91L90 219V222L87 224L86 223V225L87 226H85L86 227V229L83 231V230H78V226L76 227L77 228V230H75L76 228H75V226L76 225H73V228L72 229H74L73 231H77V235H78V238H77V235H75L76 236V239L74 240L73 238H74V235H73V233H71V226L69 227V235H73L72 237L73 238H71L70 239V237H66L65 238V240H67L68 238V240H67V242H69L70 243V245L71 246H69L68 244V246L70 247V248H75V247H77V246H81V245H84L86 242H88V241H93L94 240V237L95 236H97V235H95V234H100L99 232H101V230L103 231V235H105V233L107 234V232L109 233L107 236H108V238L107 237H104V239H106L107 241H109L110 240V237L112 236V238H111V240H114V236H115V238H117L118 236H120V238L118 237L117 238V240L120 242H125V244L123 243L122 244V246L124 247V248H127V245H130V247L132 248V249H134V250H137V249H135V248H137L138 247V249H139V246H138V244L139 243H136V242H138V241H140V248L143 250V247H144V245L145 244H148L147 245V247L149 246V243H148V240H149V242H154L155 240H157L158 241V245H160L159 247H158V245H157V242L155 241L154 243H156V245H153V243H150L151 244V246L153 245L154 247H158V249L163 245V244H165V245H163V246H165L163 249L161 248V250H162V252L164 253V255H163V257H162V259L164 258V259H166L165 260V262L166 261H169L170 260V257H169V255H167V254H165V252H168V250H169V248L167 247V246H169L170 247V245H167L166 246V243H168V239H166V235L168 234V236H169V233H170V235H172L171 237H173L174 235L176 236H180V235H178V234H182V229L180 230V232L179 233H177V231L178 230H176L175 232H173V230H172V232H171V230H169V232H165V230L167 229L166 228V226L168 225H170L171 224V222H172V219H170L169 217H171L170 215H169V210H167L168 208L166 207V205L165 204H167L168 202H166V201H169V199L171 198V197H167V195H169L168 193H169V191L167 192V194H166V192H164L165 191V189L164 188H166L165 187V185H163V184H160V185H158L159 184V182L157 183H154V181L153 182H151V183H154V187H156V185L155 184H157V187L156 188H154L153 186H151V184L150 185H148V180L146 181ZM222 183L224 184V185H222ZM203 184V183H202ZM163 186V188L161 187V189L159 188L160 186ZM210 185H212V186H210ZM49 186V187H50ZM147 186H151V188H153V191L151 190V188H148V191L150 190V192H152V193H150V192H148L147 191V188L146 187ZM159 186V187H158ZM226 188H225V187ZM213 187V189H216V190H218L217 192H216V197L215 196H212L213 194V192H214V190L212 191V193L210 194L212 197H210V195H209V191L208 190H212L211 188ZM51 188V187H50ZM138 188H140L141 190L139 191V192H137V194H136V191H138L137 189ZM143 188V189H142ZM146 188V189H145ZM159 188V189H158ZM227 188L229 189V188H231V189H229V190H227ZM145 189V191H147V194L149 193L150 194V196H147V198L149 197V201H148V199L145 197V195H144V197H142V193H145V192H143V190ZM164 189V190H163ZM207 189V191H205ZM233 189H234V187H233ZM226 192H225V191ZM50 192V193H49ZM49 195L51 194V192H52V188H51V191H50V189H49ZM154 192H155V194H154ZM160 192V193H159ZM208 193V195H209V198H208V202H206V199L207 198H205V196L207 195V193ZM228 192V193H227ZM47 193V194H48ZM215 193V192H214ZM46 194V195H47ZM131 194H132V196H134L133 198L134 199H132L131 198ZM146 194V193H145ZM137 195V196H136ZM155 195H156V197H155ZM204 195V196H203ZM208 195L206 196V197H208ZM220 195V197H218ZM48 196V195H47ZM46 196V197H47ZM136 196V197H135ZM225 196H228V197H225ZM159 197V198H158ZM163 197V198H162ZM204 199H203V198ZM213 197H215L217 200H222L223 198V200L221 201V202H217V200L214 198V201H216V202H213ZM120 198H122V199H120ZM131 198V199H130ZM138 198H140V199H138ZM155 198H157V199H155ZM167 198H169V199H167ZM199 198H200V200H199ZM219 198V199H218ZM119 199V200H118ZM130 199V200H129ZM136 199V201H137V203L139 204H137L136 203V201H134ZM138 199V200H137ZM143 199V200H142ZM144 199H146L148 202H146ZM205 201H203V200ZM211 199V200H210ZM141 200V201H140ZM163 200V201H162ZM201 200H202V202H201ZM210 200V201H209ZM132 201V202H131ZM133 201L135 202V203H133ZM144 203H143V202ZM160 201V202H159ZM212 201V202H211ZM164 203V204H163ZM207 203V204H206ZM212 203V204H211ZM131 204V206H129ZM143 204V205H142ZM144 204H146L145 205V207H144ZM201 204V205H200ZM217 204V206H215ZM118 205H120L119 207H118ZM151 205V206H150ZM200 207H202V206H204V207H202L203 209H205V207L206 208H208L207 206H209V209H210V211H209V209H208V211L206 210H204L203 211V209L202 208H200ZM108 206V205H107ZM116 208H115V207ZM133 206V207H132ZM140 206V207H139ZM141 206H142V208H141ZM118 207V208H117ZM161 207V208H160ZM165 207V208H164ZM103 208H105V211L103 212ZM165 209V211H164V209ZM219 208V209H218ZM99 209V210H98ZM106 209H108V210H106ZM188 209H189V211H188ZM102 210V211H101ZM109 210H110V212H109ZM125 212L124 214L126 215V216H128L129 218H131V219H133L134 221V224L133 225H131V226H127V222H125L124 220H126V216H125V219L122 221L121 219H120V221H119V215H121V212ZM163 211V212H162ZM196 211H198V212H196ZM149 212V213H148ZM194 212V213H193ZM217 212H218V214H217ZM161 213V214H160ZM164 213H168V215L166 214H164ZM93 214V215H92ZM223 214H224V212H223ZM122 215H123V213H122ZM121 215V216H122ZM197 215V216H196ZM218 215V216H217ZM108 216V218H106ZM109 216L111 217V218H109ZM149 216L152 218V223L150 222L151 221V218L149 219ZM155 216V217H154ZM161 216V217H160ZM164 216V217H163ZM165 216H167L166 217V219H165ZM169 216V217H168ZM175 216L177 217V218H175ZM180 216V215H179ZM220 216V217H219ZM158 217V218H157ZM173 217V216H172ZM192 217V219H193V216H191ZM204 217V218H203ZM222 217V218H221ZM122 218V217H121ZM123 218H124V216H123ZM143 218V219H142ZM168 218V219H167ZM177 220L178 219V216L177 215H174V217H173V222H175V219ZM216 218V219H215ZM103 219H104V223L103 222H101V221H103ZM117 219V220H116ZM171 221H170V220ZM203 219V220H202ZM136 220V221H135ZM202 220V221H201ZM89 221V219H87V221L86 222H88ZM125 222L126 224H117L116 222ZM145 221H148V222H150V225L152 226H154V228H153V226L150 228V226H149V224L147 223V222H145ZM163 221V222H162ZM107 222V223H106ZM176 222H179L178 220L176 221ZM176 222H175V224H176ZM225 222H226V224H225ZM68 223V222H67ZM70 223V222H69ZM68 223V224H69ZM155 225H154V224ZM205 223H207V225H205ZM224 223V224H223ZM68 224H66V226L68 225ZM71 224V223H70ZM105 224V225H104ZM112 224V225H111ZM138 224V225H137ZM143 224V225H142ZM144 224H147L148 226H149V229H154V231H155V233L154 232H152V231H149V229L147 228V227H144ZM158 226H157V225ZM162 224V225H161ZM173 224V223H172ZM171 224V225H172ZM212 224H213V226H212ZM72 225V224H71ZM92 225V226H91ZM111 225V226H110ZM115 225V226H114ZM120 225V226H119ZM123 225H125V226H123ZM129 225V224H128ZM141 225V226H140ZM164 225V226H163ZM177 225H178V223H177ZM65 226V227H66ZM103 226V227H102ZM126 228V229H124L125 231V234L127 233H130V232H127V231H131V236H132V238L129 236V235H125L124 233H123V228ZM135 226V227H134ZM167 226V227H168ZM175 226V225H174ZM201 226H203V229H204V227L206 228L205 230H203L202 231V229H201ZM207 226V227H206ZM227 226V227H226ZM62 227H64V226H62ZM87 227H88V229H87ZM91 229H90V228ZM116 227V228H115ZM142 227H144L145 228V230H147L148 229V231H149V233L150 234H154V235H158V236H151L149 233H147L148 234V236H150V237H156V238H158V239H156V238H149V239H147V237H145L144 238V234H145V231L142 229ZM158 227V228H157ZM171 228L170 229H173L172 227L173 226H170ZM176 227V226H175ZM175 227H174V230H175ZM177 227H180V225L179 226H177ZM220 227V228H219ZM67 228H68V226H67ZM67 228H62V230L60 229L59 231H60V233L58 234L59 236V239L61 240H59L60 241V243L62 242L63 243V241L65 242V240H63L64 238H62L61 239V237H64V235H65V233L64 232H62L63 230H65V231H67L68 229ZM83 229H84V227H82ZM93 228V229H92ZM98 228H99V230H98ZM102 228V229H101ZM127 228H128V230H127ZM132 228V229H131ZM147 228V229H146ZM224 228L226 229V231L224 230ZM80 229H81V227H80ZM101 229V230H100ZM108 229V230H107ZM110 229V230H109ZM164 231H163V230ZM176 229H179V228H176ZM71 230V231H70ZM97 230V231H96ZM113 230V231H112ZM144 232H143V231ZM221 230H224V232H222ZM106 231V232H105ZM117 231L119 232V233H117ZM218 231V233L217 234H215V236H214V233L215 232H217ZM83 232V233H82ZM95 232H97V233H95ZM116 234H115V233ZM152 232V233H151ZM227 234H226V233ZM62 233H63V235H62ZM67 233V232H66ZM71 233V234H70ZM90 233V234H89ZM121 233V234H120ZM123 233V234H122ZM134 233V234H133ZM144 233V234H143ZM172 233V234H171ZM193 233V232H192ZM193 233V234H194ZM195 233V234H196ZM213 234V236H212V234ZM115 234V235H114ZM141 234H143V235H141ZM147 234H145V235H147ZM194 234V235H195ZM219 234V235H218ZM221 234V235H220ZM66 235H68V234H66ZM85 235V236H84ZM123 235H125L126 236V238H127V240L128 241H125L126 240V238L123 236ZM201 235H200V240L202 239L201 238ZM89 236V237H88ZM117 236V237H116ZM142 236V237H141ZM167 236V237H168ZM174 236V237H175ZM196 236H199V235H195V239H194V241L197 239V237ZM205 236V237H204ZM209 236V237H210ZM93 237V238H92ZM122 237H124L123 239H121ZM173 237V238H174ZM216 237V238H217ZM220 237V238H219ZM96 238V237H95ZM160 238V239H159ZM165 238V239H164ZM173 238H169L170 240L171 239H173ZM199 238V237H198ZM85 239V240H84ZM90 239V240H89ZM103 239V240H104ZM121 239V240H120ZM125 239V240H124ZM131 239V240H130ZM141 239V240H140ZM162 239V240H161ZM57 240V241H58ZM63 240V241H62ZM70 240V241H69ZM105 240V242L104 243H102V244H100L99 246H101V247H105V245H107V244H105V243H108L107 241ZM110 240V241H111ZM143 240H146L147 241V243H146V241L145 242H142ZM153 240V241H152ZM165 240H168L167 242L165 241ZM198 240V239H197ZM199 240V244L198 245H200L201 243V241ZM165 241V242H164ZM220 241H222V239L220 240ZM72 242H74V243H72ZM126 242H128V243H126ZM130 242H133V244H134V248L132 247V245H131V243ZM141 242H142V244H143V247H141L142 245H141ZM170 242V241H169ZM196 242V241H195ZM203 242V241H202ZM224 242V241H223ZM59 243V244H60ZM84 243V244H83ZM81 244V245H80ZM127 244V245H126ZM136 244V245H135ZM61 245V244H60ZM63 245H64V243H63ZM65 245H66V243H65ZM67 246V248H69ZM126 246V247H125ZM135 246H137V247H135ZM146 246V245H145ZM202 246V245H201ZM154 247H152V248H149L148 247V249H149V251H152V250H154ZM145 248V247H144ZM168 250H167V249ZM64 249V248H63ZM141 249L138 251L139 252V255H137L138 256V259H140V260H143V261H141L143 264L145 263V264H149L150 263V256H151V258H152V255H150V253H148L149 251L146 249H144L143 251H141ZM156 249V248H155ZM165 249H166V251H165ZM203 249V248H202ZM201 250V249H200ZM165 251V252H164ZM141 252H143V253H147V255L146 256H144V254L143 253H141ZM161 252V253H162ZM64 253V252H63ZM62 253V254H63ZM143 254V256H144V258L146 259V261L147 262H145L144 260L145 259H141V258H139V256L141 255V254ZM62 254H61V257L59 258V264H71V262H70V259L69 258H67V257H65V256H63L62 257ZM149 254V255H148ZM142 256V255H141ZM148 256V257H147ZM136 258H135V256L133 257V261L135 260ZM136 260V263L137 264H139L140 263V260ZM163 259V260H164ZM61 261V262H60ZM66 263H65V262ZM149 261V262H148ZM70 262V263H69ZM139 262V263H138ZM131 264H133L132 262H130ZM129 263V264H130ZM135 263V262H134ZM141 264V263H140ZM166 264H170V261L168 262V263H166ZM173 264V263H172Z\"/></svg>","mask_w":264,"mask_h":264}]
</instances>
